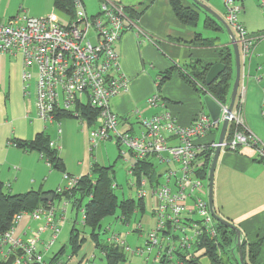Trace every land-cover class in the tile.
Returning a JSON list of instances; mask_svg holds the SVG:
<instances>
[{"label":"crops","instance_id":"1","mask_svg":"<svg viewBox=\"0 0 264 264\" xmlns=\"http://www.w3.org/2000/svg\"><path fill=\"white\" fill-rule=\"evenodd\" d=\"M81 1L91 17L100 14L103 2L123 5L127 11L126 31L117 43L116 50L121 59V75L128 81V86L111 102V109L119 117L121 131H136L141 119H150L157 114L172 115L181 127L192 125L195 117L207 110L201 93L203 86L198 85L201 88L198 90L186 77H190L191 72L199 69L200 65L210 68L223 63V49L229 50L232 55L228 100L227 103H222L229 105L236 68L231 37L223 25L225 23L230 27L223 0H181L185 9L197 14V22L193 25H186L179 20L171 0ZM240 3L242 11L239 22L249 35L262 38L248 56L243 52L237 30L230 27L239 42L241 55L237 97H241L242 102L236 99L235 106L243 114L246 130L264 144V0H244ZM51 14L56 15L61 23H69L68 19L56 12L54 0H0L2 22H20L26 16L41 18ZM209 22L218 30L209 27ZM198 36L208 42V45H198ZM172 70L174 72L171 77L163 82L165 74ZM22 72L23 58L20 54L0 57V180L4 191L12 195L31 191L51 194L65 184V176L80 180L93 177L94 165L112 168L114 189V166L122 157V149L114 139L92 141L90 132L100 126L98 116L93 124H88L82 116L59 118L53 123L44 122L37 116L35 96L32 95L30 99L24 96ZM154 95H159L162 101L157 107H151L147 103ZM221 127L222 124L217 130L197 139L195 142L198 147L213 151L212 147L218 143ZM41 134L54 143V149L58 150L63 161L64 171L53 168L39 152L26 151L12 143L13 140L34 141ZM170 140L172 144L175 143L174 137H170ZM134 161L126 160L130 165ZM148 166L153 169V173L149 175L152 180L146 178L148 174L138 176L135 173L136 195L127 198L144 202V210L137 213L143 232L134 229L135 247L140 246L141 239L145 244L147 230L155 227L156 219L152 209L156 204V197L151 192L152 183L155 181L154 186L162 184L165 178L164 166L151 163ZM141 190L146 191V197H140ZM58 202L59 205L63 204L64 199L60 198ZM214 209L218 216L241 230L242 240L250 245L261 243L256 263H263L264 160L255 148L243 146L237 152L222 151L214 176ZM69 211L74 212L72 202ZM67 212L66 210L64 214ZM60 214L63 212L59 208L56 216L59 217ZM117 218L124 224L132 221L125 222ZM42 227L41 221L25 217L18 226L17 236L33 234ZM48 234L49 231H45L43 237L46 238ZM94 248L98 250L95 245ZM132 256L137 257L136 254ZM156 256L154 252L145 264H159ZM86 258L77 259L73 264H82ZM202 258L198 261L199 264H202ZM170 261V264H183L179 255H174Z\"/></svg>","mask_w":264,"mask_h":264},{"label":"built area","instance_id":"2","mask_svg":"<svg viewBox=\"0 0 264 264\" xmlns=\"http://www.w3.org/2000/svg\"><path fill=\"white\" fill-rule=\"evenodd\" d=\"M74 1L76 17L66 24L54 14L41 18L26 16L20 22L0 20V57L22 56L24 96L30 99L35 95L37 116L44 122L53 123L57 121V114L65 112L79 118L78 107L90 108L98 112L100 123L97 129L90 132V138L93 142L114 139L120 145L122 154H125V149L128 150L135 158L130 165L131 175L134 176L141 164L165 167L164 182L156 186L155 181L152 183L151 192L156 197L152 211L156 224L147 232L144 246L136 251L126 249L117 236L110 237L106 242L121 246L125 252L130 249L132 254L140 257L147 255L145 262L154 252L159 264L171 260L177 253H185L186 260L195 259L198 250L193 251L203 239L214 240L217 236V221L208 202V181L203 178L207 160L212 159L217 144L213 145V153L209 156L206 153L208 149L199 148L195 141L221 126L228 113V104L220 103L222 112L217 122L207 111H201L192 125L181 127L172 115L157 114L150 119H141L136 131H121L119 117L111 109V102L128 86V81L121 75V59L116 50L126 31L125 7L103 2L100 14L91 17L81 0ZM223 1L227 22L237 30L243 52L249 56L262 37L249 35L239 22L240 2L244 0ZM238 99L242 102L241 97ZM161 102L159 95L147 101L151 107H157ZM231 126L233 132L230 135L227 133L222 151L237 152L243 146H250L264 160V144L246 130L243 114L236 106L230 114ZM170 137H174V144L170 142ZM50 146L55 147L52 142ZM64 182L56 191L59 195L67 193L60 208L63 212L61 217L56 216L57 208L51 203L32 213L16 214L13 227L0 235V260L14 255V264H68L71 256L55 262L54 258L45 260V254L58 238L60 226L65 223L64 212L72 202L73 191L80 179L65 176ZM139 194L146 197L144 190ZM81 213L83 222L85 208ZM25 217L41 221L43 227L20 237L17 236V229ZM135 230L143 232V225H136ZM45 231L50 233L47 239L43 237ZM182 263L185 264L184 261ZM82 264H91V260L86 259Z\"/></svg>","mask_w":264,"mask_h":264},{"label":"trees","instance_id":"3","mask_svg":"<svg viewBox=\"0 0 264 264\" xmlns=\"http://www.w3.org/2000/svg\"><path fill=\"white\" fill-rule=\"evenodd\" d=\"M173 9L179 20L186 25H193L197 22V14L185 9L182 6L181 0H171ZM54 8L58 14L68 19L71 22L76 17V7L74 0H54ZM125 13H127L125 8ZM209 27L218 30L212 22L207 23ZM197 44L200 46L208 45V42L201 40L200 36L197 37ZM231 52L227 49H223L221 58L223 64L226 65V71L210 86L206 85V75L209 70L208 67L200 65L199 69H195L191 72L190 77H186L189 83L196 87L198 85L203 86L201 91L204 96L206 92L213 96L218 102L227 103L230 81L232 79L231 73ZM174 70L169 71L165 74L162 81H166L171 77ZM162 82V83H163ZM162 85V84H161ZM78 111L81 113L88 124H93L98 116V112L90 108H80ZM70 113H59L56 119L72 117ZM229 135L233 132V127H229ZM17 147H20L26 151H36L42 154L47 162L57 170L64 171V164L59 156L58 150L50 146L51 140L47 136L38 135L34 141L30 142H19L16 140L12 141ZM209 156L212 155L213 151L208 149ZM212 159L207 160L205 166V172L203 178L208 181L210 167ZM153 169L146 164L138 165L135 173L141 176L142 173L152 174ZM112 168L100 167L98 165L93 166V177H86L80 180L78 187L73 191L72 205L75 211H81L85 208V218L83 225L90 230V238L95 244V247L99 249L104 255L105 264H124L127 262L126 252L124 249L115 244L102 242L100 228L101 222L108 216H114L119 212V218L125 222L131 221L133 217L144 210L143 200L137 199H125L120 200L115 194L113 189V179L111 178ZM54 196V201L51 203L54 205L55 200H59L67 193L59 195L56 192L51 193ZM46 195L40 192H27L21 195H12L4 191L3 182L0 180V235L8 232L14 224V217L18 213H32L41 206H47L50 202L42 201L41 198ZM217 236L214 240H210L205 237L202 244L194 249L193 252L198 250L195 259L186 260V254L177 253L182 257L185 264H199L198 261L201 257L205 256L209 260V264H229L231 252L233 250L234 255L239 257V250L243 254V260L245 264H257V258L260 251L261 243L248 244L246 240H242L239 245L236 240V232L220 223H216ZM74 226L70 236V252L71 258L77 256L81 251L83 245L87 241ZM65 252L63 248L58 254L54 255V261L60 258ZM15 256L12 255L8 259L0 260V264H14ZM52 258V259H53ZM240 258V257H239ZM239 258L235 257L236 264H240ZM51 259V260H52ZM182 261V262H183ZM170 260H164L161 264H170ZM234 264V263H232ZM260 264H264L260 263Z\"/></svg>","mask_w":264,"mask_h":264},{"label":"rangeland","instance_id":"4","mask_svg":"<svg viewBox=\"0 0 264 264\" xmlns=\"http://www.w3.org/2000/svg\"><path fill=\"white\" fill-rule=\"evenodd\" d=\"M32 92L33 94H35L33 88H32ZM122 155L123 156L118 159L116 165L114 166V171H115L114 192L119 197V199H127V198L134 197L136 195L137 188L134 185L135 177L129 173L130 164L126 162V160L127 159L135 160V158L126 149H125V154H122ZM70 205L66 207L68 212L67 214H65V223L64 225L60 226V232L58 234V238L55 241L54 246H52L49 249V251L45 254V260L49 261L51 257L58 254L63 248H65V252L62 255H60V258L66 260L68 256H71L69 242H70V236H71L72 229L75 226V228L80 233H82L81 235L85 237L87 241L83 245L78 255L71 258L68 261V264L69 263L73 264L75 261H77V259H81L85 257H87L86 259L91 260V264H105V260L103 258L102 252L99 249L95 250L94 248L95 244L92 242L90 238V230L83 225L81 211H75V210L74 212L69 211ZM54 206L57 208V211H59V208L62 209L63 207L62 204L59 205L58 200L55 201ZM118 216H119V212H117L114 216H108L103 219V221L101 222V228L99 231L101 234V240H104L106 242L107 238H110L112 236H117V237L119 236L118 238H120V240L124 242V246L126 249L130 248L132 251H136L138 248L143 247L144 246L143 239H141L142 240L141 243L139 242L140 246L138 247H135V242L133 239V238H136V235L134 234L136 233L134 231L136 225L142 223L141 220L138 218V216L136 215L134 218H132V221L130 222V224H127V223L124 224L122 223L121 220L120 222L117 218ZM60 217L61 216H59V218ZM49 236H50V233L47 236H45L46 239ZM130 249L128 251L126 250L127 262L124 264H130V260L132 264H134V262L135 264H145L147 255L144 257L137 256L136 258H132L133 256H132V253L130 252ZM229 251L231 252L229 264H232V263L236 264L235 257H237L238 259L239 258L238 254L237 256H235L233 253L234 252L233 250H229ZM208 261L209 260L207 257L202 258V264H209ZM239 261H240V258H239Z\"/></svg>","mask_w":264,"mask_h":264},{"label":"water","instance_id":"5","mask_svg":"<svg viewBox=\"0 0 264 264\" xmlns=\"http://www.w3.org/2000/svg\"><path fill=\"white\" fill-rule=\"evenodd\" d=\"M223 25L231 37V45L233 47L234 57H235L236 79H235V83L233 86L231 101H230V103L228 105V109H227L228 113L225 116V118L223 119L221 132H220L218 143H217V148L215 150V153H214V156L212 159V163H211V167H210V173H209V178H208V188H209L208 189L209 190L208 202H209V206H210V209H211V212H212L214 219L218 223L233 229L236 232V240H237L238 244L240 245L242 242L241 230L236 225H234L233 223H231V222L221 218L220 216H218V214L216 213V211L214 209V176H215V170H216L217 164L219 162V158H220L221 153H222V145H223L224 141L226 140L227 131H228V128L230 125V114L232 113L233 108H234L235 103H236L237 93H238V88H239L240 78H241V55H240V49H239L237 38L235 37L233 31L230 29V27L227 24L223 23ZM225 71H226V65L221 63V62L211 66L209 68V70L207 71L206 85L210 86L211 84H213L216 80H218V78ZM203 104H204V107L207 110L208 114L210 115L211 119L215 122L219 121L220 116H221V112H222L221 104L218 101H216L208 93H206L203 96ZM41 200L45 201V202L52 203L54 201V196L52 194H46L41 198ZM239 257H240V264H245L241 250H239Z\"/></svg>","mask_w":264,"mask_h":264},{"label":"bare ground","instance_id":"6","mask_svg":"<svg viewBox=\"0 0 264 264\" xmlns=\"http://www.w3.org/2000/svg\"><path fill=\"white\" fill-rule=\"evenodd\" d=\"M239 43V42H238Z\"/></svg>","mask_w":264,"mask_h":264}]
</instances>
